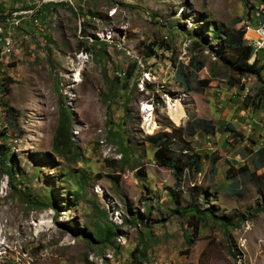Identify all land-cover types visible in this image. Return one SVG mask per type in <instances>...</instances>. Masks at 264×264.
I'll use <instances>...</instances> for the list:
<instances>
[{"label": "rangeland", "instance_id": "rangeland-1", "mask_svg": "<svg viewBox=\"0 0 264 264\" xmlns=\"http://www.w3.org/2000/svg\"><path fill=\"white\" fill-rule=\"evenodd\" d=\"M262 13L260 0H0V26L22 18L0 54V264H264L261 84L211 31ZM195 118L213 135L188 137ZM176 128L202 158L179 187L144 142Z\"/></svg>", "mask_w": 264, "mask_h": 264}, {"label": "trees", "instance_id": "trees-1", "mask_svg": "<svg viewBox=\"0 0 264 264\" xmlns=\"http://www.w3.org/2000/svg\"><path fill=\"white\" fill-rule=\"evenodd\" d=\"M264 7V0H260ZM260 23H264V13L261 14ZM211 31L214 36H224L223 43L225 47H230L234 50L235 60L227 61L226 63L233 69L237 74H250L255 76L261 84L259 101L261 106L264 107V76H260V73L264 70V64L258 66V62L253 60L251 64H248L249 59L252 57V49L247 46L246 42L243 40L244 31H238L236 34L229 32H221L220 28L211 25ZM262 55L260 53L255 57ZM259 58V57H258ZM255 59V58H254ZM136 65H130V72L126 73L125 80H129L132 76L131 71L135 69ZM202 66L197 67V71L200 70ZM209 80L198 81V88L202 89L208 86ZM239 90L242 91V86L239 87ZM4 93H7V90H4ZM247 105V103H246ZM256 107V106H255ZM66 117H63L62 122L59 124V127L56 132V136H62L63 126L66 127L68 120L65 121ZM180 129H173L171 133L168 132H158L152 135L144 137V142L149 144L153 148V161L156 166L169 170L172 174L174 180V186L179 187L183 179L188 174H198L201 172V155L194 152L191 148L190 141L184 140L180 135L178 141H180L184 146L178 147L176 145V134ZM227 131L231 132L236 138L240 139L241 134L235 131L231 126H227ZM198 132L210 136L214 133V125L211 120L198 119L195 118L189 122L186 126V134L188 137L195 136ZM65 137V136H64ZM253 158L251 159V164L253 171L264 168V146L257 148L253 152ZM2 165L5 169V172L9 174L10 166L2 162ZM6 165V166H5ZM6 167V168H5ZM9 167V168H7ZM232 168L230 167L228 171ZM243 176H253L254 172H250L245 166L238 169ZM167 193L171 196V200L176 207H180V204L183 200L182 194L176 192L173 188H166ZM187 211L190 212L191 217L199 219L201 222L205 219H211L214 223H219L227 229V224L225 219L219 216H215L211 210L206 208H199L196 205H189L185 207ZM187 243H191V239L187 237Z\"/></svg>", "mask_w": 264, "mask_h": 264}, {"label": "built area", "instance_id": "built-area-1", "mask_svg": "<svg viewBox=\"0 0 264 264\" xmlns=\"http://www.w3.org/2000/svg\"><path fill=\"white\" fill-rule=\"evenodd\" d=\"M17 13L14 12L11 16H16ZM15 19V17H14ZM11 21L7 18L6 22L4 23L5 26H0V48H1V55H5L11 51V47L13 42L16 39L15 36V28L20 27L21 19H16ZM28 38L27 34H23V36H19V39ZM243 40L246 42L247 46L252 49V59L255 58L256 55L260 53H264V23H258L257 26L251 27L246 26ZM264 146V145H263Z\"/></svg>", "mask_w": 264, "mask_h": 264}]
</instances>
